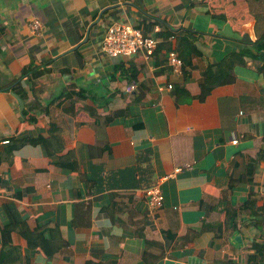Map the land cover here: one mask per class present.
I'll list each match as a JSON object with an SVG mask.
<instances>
[{
    "label": "crops",
    "instance_id": "crops-1",
    "mask_svg": "<svg viewBox=\"0 0 264 264\" xmlns=\"http://www.w3.org/2000/svg\"><path fill=\"white\" fill-rule=\"evenodd\" d=\"M34 18L39 33L29 26ZM115 22L146 35L155 25L175 36L190 31L200 55L191 56L185 76L173 74L167 51L156 47L150 56H107L101 40ZM259 36L264 0H0V151L9 138L47 136L55 123L61 154L76 160L87 180L58 166L43 145L14 151L0 162V242L9 236L27 264H146L145 253L162 254L154 264L243 261L244 244L264 242V229L246 212L233 224L224 214L249 197L264 204V77L249 61L234 68L232 83L219 72L203 101L198 95L208 64ZM30 63L49 72L32 83L22 77ZM19 81L30 103L68 106L70 90L84 98L74 115L53 104L24 121L5 87ZM176 85L188 101L176 102ZM250 159L252 180L238 182ZM155 185L164 195L159 209L146 195ZM19 221L30 229L56 225L67 246L46 259L15 231ZM237 233L242 244L233 240ZM43 235L50 238L48 230Z\"/></svg>",
    "mask_w": 264,
    "mask_h": 264
},
{
    "label": "trees",
    "instance_id": "trees-1",
    "mask_svg": "<svg viewBox=\"0 0 264 264\" xmlns=\"http://www.w3.org/2000/svg\"><path fill=\"white\" fill-rule=\"evenodd\" d=\"M158 37L162 38L163 41L162 43L157 44L158 46H156V48L158 51H175L182 60V74L185 76L187 74V68L191 64V56L200 55V52L195 46V37L193 33L190 31H185L183 36H175L172 31L166 29L165 26H161ZM174 37V42H172V40L168 41V39H174ZM249 61L254 65L256 72L262 74L264 77V37L259 36L257 37L256 41L246 43L244 48L226 54L216 63L208 64L201 72V78L199 82L200 93L198 95V99L203 101V99L210 93L212 86L217 84L216 75L219 72H224L226 74V78L224 80L225 83H232L235 79L233 74L234 68L237 66H245ZM48 72L49 69L45 68L43 65L30 63L23 68L22 77L28 79L32 83H35ZM5 87L11 89L24 101L22 117L24 121L29 122H34L38 114L46 113L49 107L53 104H57L63 113L74 115L78 110L75 108V103L78 100H83L84 98L83 91L70 90V92H67L63 96V99L69 98L68 100L72 102H69L70 104L68 106L66 105L68 104L66 101L64 103L54 102L56 100H52L50 104L43 105L40 102L30 103L28 101L27 94L24 91L20 81L16 83H9ZM188 99L189 94L184 89V87L182 85H176V102L179 104L183 101H188ZM89 112L91 115H94L92 111ZM115 114H120V112L118 111ZM110 120L111 118L108 117L104 121L105 124ZM47 133V136L40 135L36 138H9L7 143L0 151V162H10L13 152L25 144H40L44 146L49 157L59 158V160L56 161L58 166L69 168L72 172L78 174L82 181L87 183L84 174L79 168V163L76 160L68 161L67 158L70 156L69 154H61L64 149V145L60 135V127H58L55 123H50ZM254 167L255 160L250 159L248 161L245 173L238 179V182L244 183L252 180L254 175ZM112 209L113 205H110L107 208V212L113 218ZM243 212H246L252 217L251 222L254 227L264 229V204L257 206L256 200L252 199L251 197L247 198L237 208H227L224 214V219L226 220V223L231 222L230 224H233V220L238 216V214ZM223 223H225L224 220H222V224ZM222 224H220L219 227H221ZM14 229L26 240L28 248L35 249L46 259L53 257V255L56 254L60 249L67 246V242L61 237L56 225H48L45 227L30 229L24 221H19L14 223ZM45 230L50 232L49 239L45 238L43 235ZM148 244L151 243L148 242ZM244 249L247 250V253L243 261H233L232 259L228 258L225 261L215 260L212 264H264L263 241L254 240L249 243H245ZM161 256L162 254L158 256H152V259H150V254L145 253L144 259L146 264H154ZM28 261V259H25L22 256L20 247L12 244L9 236L2 234V240L0 242V264H27Z\"/></svg>",
    "mask_w": 264,
    "mask_h": 264
},
{
    "label": "built area",
    "instance_id": "built-area-1",
    "mask_svg": "<svg viewBox=\"0 0 264 264\" xmlns=\"http://www.w3.org/2000/svg\"><path fill=\"white\" fill-rule=\"evenodd\" d=\"M29 26L34 33H39L41 28L40 19L34 18L30 22ZM152 31L154 35H146L139 27L122 22H115L107 27L101 40V49L104 54L110 57L128 58L139 52L150 56L158 43L156 34L160 31L159 25H155ZM166 59L172 73L175 75H181L182 60L179 58L177 53L175 51L167 52ZM167 87L171 89L172 85L168 84ZM241 114L242 112H239L238 115ZM231 143L236 144L237 138H233ZM263 162L264 161H261L262 164ZM178 171H180L179 168L175 169L166 177L174 176ZM146 195L148 197L150 208L159 209L163 206L164 195L157 185L147 189Z\"/></svg>",
    "mask_w": 264,
    "mask_h": 264
},
{
    "label": "water",
    "instance_id": "water-1",
    "mask_svg": "<svg viewBox=\"0 0 264 264\" xmlns=\"http://www.w3.org/2000/svg\"><path fill=\"white\" fill-rule=\"evenodd\" d=\"M12 95L16 98V100H17V102L19 104L20 112H22V110L24 108V101L17 94L12 93ZM233 240H234V242L242 244V240L240 238V234L239 233L234 235Z\"/></svg>",
    "mask_w": 264,
    "mask_h": 264
}]
</instances>
